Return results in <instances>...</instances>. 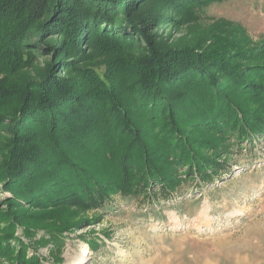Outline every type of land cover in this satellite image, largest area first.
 <instances>
[{
    "label": "rangeland",
    "instance_id": "rangeland-1",
    "mask_svg": "<svg viewBox=\"0 0 264 264\" xmlns=\"http://www.w3.org/2000/svg\"><path fill=\"white\" fill-rule=\"evenodd\" d=\"M190 1L180 0L172 5L169 0H127L119 5L108 0H54L47 26L50 0H13L10 7L0 9V53L7 56L0 58V67L4 66V72L9 69L6 74L0 73V112H13L14 103L21 100V83L25 79L35 82L31 95L43 92L38 94L37 107L31 105V98L25 109L40 116L32 113L20 120L0 113V264H32L33 257L39 264H264V75H260L263 70H258L264 67H256L264 65V53L257 48L264 37V0H200V18L196 20L184 13ZM64 12L70 20L62 18ZM127 14L139 21L141 31L127 29L120 23ZM63 19V24H56ZM38 24L44 25L40 35L34 28ZM71 30L76 32V41ZM213 37L239 48L243 62L239 67L257 69L248 71L247 88L223 82L215 89L216 93L223 91V102L228 97L233 107L242 110L234 112V116L248 129L249 135L243 140L231 139L229 129L233 127L224 115L222 121L215 118L216 114L202 115L201 119L193 115L213 109L210 93L215 85L197 75L205 84L197 88V93L191 92L183 84L187 70L170 61L184 45L204 42L215 47ZM153 49L154 62L159 65V50L173 52L165 56L162 65L173 70V77L162 81L159 94H164V98L175 94L179 103L159 97L152 111L150 104L137 98L143 89L139 90L136 66ZM17 51L29 54L24 68L13 62L7 64L9 58L15 59ZM91 69L100 74L105 69L116 71L115 81L109 76L112 89H116L124 107L134 110L129 114L135 113L133 118L128 114L130 120H122L117 127L122 129L135 120L141 131L134 146L125 136L126 131L120 137L117 128L109 131L111 139L95 136V132L73 136L72 131L63 135L57 131L56 138L64 142V160L72 163L71 171L79 169L86 175L90 170L98 175L92 178L96 181L92 180L93 184L86 180L91 178L89 174L81 179L86 190L101 183L102 196L96 207L81 192L77 198L71 194L67 200L61 199L60 189L65 191V186L46 175V166L39 165L37 156L25 158L20 154L22 169L14 166L17 153L29 147L30 132H35L36 126L38 130L40 121L55 120L61 128L65 119L71 123L72 118L81 116L80 130L89 125L85 120L94 116L104 101L102 94L97 100L88 97L85 84L90 80L85 76ZM45 72L49 76L47 83L53 84L51 93L47 88L41 90L43 84H38ZM219 76L222 74L214 73L217 81H223L224 75ZM60 81L74 88L73 92L62 90V99L55 96L61 88L56 82ZM250 86L255 89L248 93ZM6 91L10 93L7 95ZM178 91L182 94L178 95ZM76 92L87 106L78 104L77 99L73 103L64 100L72 93L76 98ZM231 104L227 105L230 110ZM83 112L89 115L83 118ZM114 116L111 119L117 123ZM24 137L23 144L27 145L21 147ZM129 142L133 146L130 152L126 149ZM141 149L146 150L143 154L150 150L160 153L152 162L161 167L160 172H179L171 193L150 183L141 185L138 192L133 187L132 194H121L113 186L117 182L109 183L112 174L119 170L124 153H129L127 158L134 163L141 157ZM180 150L187 161L192 153L197 156L202 165L198 167L200 173L195 171V164L193 172L183 175L184 170L176 166L179 161L170 157ZM106 151L112 152V160L104 158ZM71 171L61 176L72 179L74 184L76 177ZM130 171L131 176L135 174L133 180L145 173L143 168ZM203 173L204 182L200 179ZM83 249L86 254L81 262Z\"/></svg>",
    "mask_w": 264,
    "mask_h": 264
},
{
    "label": "trees",
    "instance_id": "trees-1",
    "mask_svg": "<svg viewBox=\"0 0 264 264\" xmlns=\"http://www.w3.org/2000/svg\"><path fill=\"white\" fill-rule=\"evenodd\" d=\"M102 1V0H101ZM110 1V3L113 4H119V5H124L125 2H127V0H108ZM178 1L180 0H169L170 3H172V5L176 4ZM216 1H222V0H216ZM202 1L200 0H196L194 2V0L188 2L185 6V11L184 13H186L187 15H189L190 19L196 20L200 18V14L198 13L197 9L199 8L198 6L201 5ZM13 3V0H0V9L1 8H8L10 7V5ZM55 7V3L54 0H50L49 2V6H48V10L46 12V15L48 16V19H46L45 25L50 21L51 19V15L53 12V9ZM103 14V13H102ZM108 14V13H107ZM104 16H106V13L103 14ZM62 18L66 17V19L68 18V20H70V16L65 12L64 14H61ZM109 16V14H108ZM107 17V16H106ZM65 19H63L62 21H58L56 22V24L60 23L63 24V21ZM119 18L116 19V21L118 22ZM120 23L124 26H126L125 28H130L132 30L135 31H141L142 27H140L141 25L139 24V21L136 20L132 14H127L125 15V17L121 18ZM224 21V20H223ZM70 23V22H69ZM47 26V25H46ZM18 27V26H17ZM44 25H40L38 24L37 26H35L34 28L39 31L38 34L40 35V29L43 28ZM67 28L69 26H66ZM19 29H21L20 27H18ZM46 28V27H45ZM32 30V33H34V30ZM66 29V28H65ZM26 32H28L26 30ZM64 35L66 34V31L63 32ZM69 35V32H67ZM71 35L75 38L73 40L76 41V39L78 38L76 36V32H74V30H71ZM246 33V32H245ZM30 37H32L30 34H28ZM38 35V36H39ZM214 39V40H212ZM209 39V41L214 42L215 47L211 46L210 44H204V42L202 43H197V44H191V45H184L183 47H179L178 51H180L177 55V57L175 58H171L170 61L174 62L172 63V65L174 66L176 62H178V64H182L181 68H185L187 70V77H186V81L183 82V84H187L188 89H190L191 92H196L197 93V88H201L202 84H205L204 81H200V79H204L206 82H209L208 84H211L212 82L214 83V87L213 89V93H210V96L212 99L211 103L214 104L213 109L210 110L209 112H193V115H196L195 117L201 119V117L204 116H210V117H214L216 119H219L220 121H222V116L224 115L225 117H227V121L228 124L233 127V129H229L230 131V136L231 139L235 138L236 140H243L245 139L249 134H247L246 130H248L246 128V126L244 125V122L241 120L240 122H238V120L236 119L237 117H235L234 112L238 113L242 112V110L235 106H232V102H230L231 99H229L227 97L224 98V100H226V102H223V91L221 90L220 92L216 93L215 89L218 87V83H223L225 84V82L229 83L232 87L234 86H242V88L246 87L245 85L248 84V82H246V77H249V72L250 70L254 71L257 69L252 68L251 66H238L240 63L243 64V62L240 60L241 54L239 53L238 49H236L233 45L228 44L227 41L222 40L219 38H212ZM216 40V41H215ZM257 48H261L259 51H263L264 53V37L261 38V41L259 43V46ZM161 51V56H158V60H160V65L157 64L155 61L156 59V54H152L154 53V49L153 50H148L147 51V56H145V58L142 60H140L137 63V81L139 82V84L141 85V87H139V90L143 89L140 94H137V98L138 99H142L144 102L143 104L148 105L150 104L152 106V111H153V107H154V103L155 100L158 99L159 97H161V99L163 100H170L171 102L169 103H175L176 99L178 97L174 95H170L169 97L164 98V94H159V89H161L162 86V81H169L171 80V78L173 77L172 71L171 69L167 70V68L163 63H165V56H167L170 53H173L172 51H164V49L159 50ZM254 53H256V50L254 51ZM2 54L0 53V56ZM0 58H7V56H1ZM9 58V56H8ZM28 58H29V54H20L17 51V54L15 55V59H10L7 61V64H10L11 62L16 63L13 64L15 66H19L24 68V66L26 65V63L28 62ZM239 61H236V60ZM169 61V60H168ZM233 61H235L233 63ZM244 61V60H243ZM156 63V64H155ZM183 64H186L183 65ZM191 66V67H189ZM3 67H0V73L6 74L7 70H3ZM12 67V66H11ZM256 67H264V65L261 66H256ZM165 68V70H164ZM237 68V70H235ZM258 70H263V72L260 75H264V68L263 69H258ZM106 71V72H105ZM105 71H103L101 74L96 70V69H91V71H89L88 76L86 75V79L90 80V83H86L85 84V88L89 91L88 93V97L92 98V99H99V94H102V98L104 99V101L100 102L99 105V110H97V112L94 114V116L91 114L89 120H85L87 124H89L88 126L86 125L85 128H83L82 130H80L79 125H81V120L80 118H82L81 116H78L79 119L77 118H72V122L69 123L67 122V119H65V125L61 128H58V125H56L54 123L55 120H51L50 122H43L40 121L38 123V130H37V126L35 129V132H33V130L30 132L32 133V139L28 140L29 142V147L26 149V151L22 152L23 150H25V147H23V145H27V143L23 144L25 137L22 139V144L21 147H23L20 152L21 153H17V158L14 161V166L17 169H22L20 167H22L21 164V159H20V154H23L24 157L26 158H30V157H34L37 156V161L39 163V165H43V167L46 166V175L49 176V178H53L55 177V179L59 182L62 183L66 190L63 191L62 189H60V193L62 194L61 199L63 198H68L69 195L74 194V196L77 198V193L81 192L84 193L83 195L86 194V199L87 202L90 205H94L96 207V205L99 203V201L101 200V192L102 189L100 188L101 183H96L95 185L91 186L90 189L86 190V186L85 184L82 185L83 181L81 179H83V176H86L87 174L89 178H86L87 182L91 183L92 182H96L94 181V177H97L98 175L95 173H90L89 171L86 172V175L83 171L79 170V169H73V171H71L72 169H70V165L72 163L69 162V160H66L67 162H65L64 159H66L65 157H63V154L65 153L64 149L65 147H61V144L64 143L63 141H61V139H57L56 136H59V134L63 135V134H68V131H72L73 132V136L78 135L80 136V134L82 133H92L95 132V136L97 135H106L109 139H111L109 137V131L113 130L114 128L118 129L119 136L121 137L122 135L125 134V136H128L130 138V142L133 143V146L135 143H138L139 136L138 133H140L141 131L139 130V128H137V122L134 120V122L132 124H129L127 126L122 127V129L120 127H117L119 125H121L122 120H127L129 121L130 119L127 118L129 112H134V110L128 109L126 108V106L124 107V104L121 102L120 97L118 96V92L112 89V84L111 81L109 79L113 78L114 80V76H116V71L111 70V71H107L105 69ZM167 71V73H166ZM46 73V72H45ZM214 73L216 74H222L223 77V81H217V79H215L214 77ZM185 74V73H184ZM195 74V76H193ZM185 75V76H186ZM200 75V79L198 78ZM193 77V80H191V78ZM49 76H48V72L46 74H43V77L41 78V80L38 82L39 85H42V89L47 88L48 91L49 90H53V84L47 83ZM218 78V79H219ZM115 81V80H114ZM217 82V84H215ZM35 82H33L32 80H24L21 85H23L22 87H24V90H22V97L21 100H18L14 103L13 106V112H0L6 115H12L13 119H20L22 120V117L25 116H29L32 113H34L36 116H40L39 113L37 112H25L26 106L30 104V100L32 98V103L31 105L35 106L37 100H38V94H43V92L40 93H34L32 92L33 95L30 94V90L31 88H33V84ZM46 83V84H45ZM57 86H61V88H59V92L55 94L56 97L60 98L59 95L62 96V93H60L62 90H66V88H68V90L70 92H73L74 88L69 87V85L67 84H63L61 81L60 82H56ZM95 83V84H94ZM45 84V85H44ZM92 88L93 90L90 91V88ZM101 87V89H100ZM252 87V88H251ZM52 88V89H50ZM58 88V87H57ZM247 88V87H246ZM254 86H250V89L248 87V91L246 90V92L250 93L251 91H254ZM218 90V88H217ZM181 91V90H180ZM180 91L177 92V94H182ZM13 92V91H12ZM51 93V91H49ZM53 92V91H52ZM7 95L10 93V91H6L5 92ZM115 93V94H114ZM150 93V94H149ZM199 93V91H198ZM255 93V92H254ZM83 94H85V92H83ZM114 94V95H113ZM148 94V95H147ZM206 94V92H205ZM31 95V96H30ZM75 94H70V97L67 98H63L65 101H67V103H73L75 102L74 100L80 101L78 104H82V105H86L84 100L82 99H78V97L80 96L79 92H76V98L74 96ZM177 95V96H178ZM209 95V94H206ZM44 97V95H43ZM50 97V94H49ZM48 97V100H49ZM87 97V98H88ZM146 97V98H145ZM204 97V95H203ZM40 98V97H39ZM71 100H70V99ZM82 98L86 99L85 96H82ZM62 99V98H60ZM73 99V100H72ZM1 101V100H0ZM3 101V100H2ZM62 101V100H61ZM168 102V101H167ZM179 102H176L175 104H178ZM38 104V103H37ZM56 104V103H54ZM77 104V105H78ZM232 106V110H230V108L227 105ZM2 104H0L1 107ZM105 105V106H104ZM87 106V105H86ZM90 107V105H88ZM37 107V105L35 106ZM93 107V106H92ZM124 107V108H123ZM131 110V111H130ZM234 110V111H233ZM23 111V112H21ZM137 111V110H136ZM141 111L146 112L147 109H141ZM110 112V113H109ZM112 112V113H111ZM28 113V114H27ZM41 114H43V112H40ZM212 113V114H211ZM84 116L89 115L88 112H83ZM112 114H114V119L116 120L117 123H114L111 119ZM135 113H130V117H134L135 115H132ZM204 115V116H202ZM110 118L111 122H107V123H103L101 122V120L106 119V118ZM0 119H1V115H0ZM74 119V120H73ZM44 124V125H43ZM43 125V126H41ZM104 125V126H103ZM139 125V124H138ZM136 126V127H135ZM95 127V128H94ZM98 127V128H96ZM96 129V130H95ZM57 131H59V134H57ZM123 131H126V133ZM28 133V131H25ZM98 132V133H97ZM250 134H252V132H249ZM26 134V133H25ZM41 134V135H40ZM27 135V134H26ZM247 135V136H246ZM30 137V136H29ZM73 141V140H72ZM136 141V142H135ZM171 141V140H169ZM70 143V140L68 141ZM107 142V141H106ZM129 142V143H130ZM131 143L127 145V148L130 152L131 150ZM172 143V142H171ZM72 146V145H71ZM112 146V145H111ZM69 148V146H68ZM112 151H113V147H109ZM67 151V149H66ZM141 157L143 158H137L135 160V162L133 163L131 160V158H127V154L124 153L123 159L120 161V167L119 170L114 172L112 174V179L109 180V183H114L117 182L115 184H113L114 187H116L118 189V191L121 194H132L133 193V187L137 188L138 192L140 189H138L141 185L144 184H150L153 183V185L157 184L161 186V190L162 191H166L168 193H171V191H173L174 189V185L177 182V177H178V173L175 170H172L170 172H160L161 167L160 166H155V164H153V159L154 158H158L160 153H157L156 150H150V152H146L145 154H143L145 151H143L142 149L139 150ZM181 151V150H180ZM13 153V151L11 152ZM111 151H106L104 153V158L107 159H111ZM51 154V155H50ZM172 155L174 157H176V160L179 161V164H177L176 166H180V168L182 170H184L183 175L187 172H193V168L194 165L196 164L197 167L195 171H197L198 173L201 172V170L198 168L202 165H199L198 163V158L197 156H195V154L192 153V155L188 156V158L190 159V161H187V156H185L184 151L178 152V153H171V159H173ZM178 155V156H177ZM179 155H182L181 157ZM15 154H13V158H15ZM112 160V159H111ZM68 163V164H67ZM19 164V165H18ZM21 164V166H20ZM18 165V166H17ZM35 168L37 167V165L34 166ZM136 168H143L145 169V173H140L138 174L135 179L133 180L131 178H133L135 176V174H133V176H131L130 174H132L130 170L132 169H136ZM214 168V167H213ZM71 171L75 177L73 180V182H75L74 184H71V180H65V178L61 175H64V173ZM36 171L37 173L40 172ZM86 171V170H84ZM130 171V172H129ZM162 171V170H161ZM111 173V172H110ZM44 175V174H43ZM206 173H203L200 175V179L204 182L205 180V176ZM120 176V177H119ZM62 177V178H61ZM69 177V176H68ZM119 177V178H118ZM122 177V178H121ZM117 178V179H116ZM122 180H121V179ZM85 182V181H84ZM159 184H158V183ZM93 184V183H91ZM71 185H75L71 186ZM99 187V188H97ZM145 187V186H144ZM141 189H143V187H141ZM26 190H29V188H27ZM85 191V192H84ZM90 195V196H88ZM88 196V197H87ZM73 196H71L72 198ZM74 197V198H75ZM70 198V199H71ZM67 200V199H66ZM79 200H81L79 198ZM24 232V230H23ZM32 264H39L37 259H35L34 257L32 258Z\"/></svg>",
    "mask_w": 264,
    "mask_h": 264
},
{
    "label": "bare ground",
    "instance_id": "bare-ground-1",
    "mask_svg": "<svg viewBox=\"0 0 264 264\" xmlns=\"http://www.w3.org/2000/svg\"><path fill=\"white\" fill-rule=\"evenodd\" d=\"M85 249H83L82 251H80V261L81 262H83L84 260H85V254H86V252L84 251Z\"/></svg>",
    "mask_w": 264,
    "mask_h": 264
}]
</instances>
